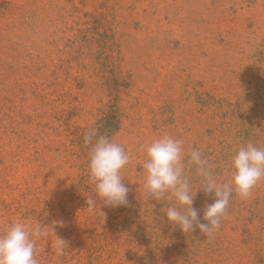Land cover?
Instances as JSON below:
<instances>
[{"label":"rangeland","instance_id":"obj_1","mask_svg":"<svg viewBox=\"0 0 264 264\" xmlns=\"http://www.w3.org/2000/svg\"><path fill=\"white\" fill-rule=\"evenodd\" d=\"M91 130L129 155L124 206L87 208ZM164 134L203 222L214 194L187 154L223 184L242 147L264 148V0H0V234L39 228V264H264V179L213 236L184 233L144 189Z\"/></svg>","mask_w":264,"mask_h":264},{"label":"clouds","instance_id":"obj_2","mask_svg":"<svg viewBox=\"0 0 264 264\" xmlns=\"http://www.w3.org/2000/svg\"><path fill=\"white\" fill-rule=\"evenodd\" d=\"M85 143L91 144L87 179L95 192V196L87 200L88 210H94L98 201L112 207L126 205L128 188L122 182L120 173L129 163L128 153L111 137L99 135L95 130L85 136ZM144 148L145 193L156 201H172L161 211L169 223L179 226L184 233L189 234L198 229L205 237L213 236L221 227V220L233 193L246 199L264 179V148L251 143L242 147L231 159V181L223 184L218 183L209 161L202 153L192 150L187 154V166L195 168L206 194H214L213 203L204 208L203 222H200L198 212L193 207L196 192H193L192 184L185 174L186 154L182 141L164 134ZM41 235L39 228L26 223L10 224L7 231L0 234V264H39L35 241Z\"/></svg>","mask_w":264,"mask_h":264},{"label":"trees","instance_id":"obj_3","mask_svg":"<svg viewBox=\"0 0 264 264\" xmlns=\"http://www.w3.org/2000/svg\"><path fill=\"white\" fill-rule=\"evenodd\" d=\"M2 3V2H1Z\"/></svg>","mask_w":264,"mask_h":264}]
</instances>
